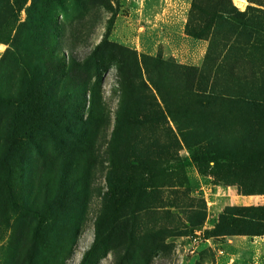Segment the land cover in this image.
Here are the masks:
<instances>
[{"label":"rangeland","instance_id":"rangeland-1","mask_svg":"<svg viewBox=\"0 0 264 264\" xmlns=\"http://www.w3.org/2000/svg\"><path fill=\"white\" fill-rule=\"evenodd\" d=\"M193 1L0 0V129L16 93L32 123L0 146V264H264L263 238L213 234L221 215L264 206V105L245 100L264 102V0H231L258 11L208 39L186 32L203 24ZM37 84L47 96L28 94ZM210 89L222 96L200 106ZM203 130L262 152L196 163Z\"/></svg>","mask_w":264,"mask_h":264},{"label":"trees","instance_id":"trees-1","mask_svg":"<svg viewBox=\"0 0 264 264\" xmlns=\"http://www.w3.org/2000/svg\"><path fill=\"white\" fill-rule=\"evenodd\" d=\"M211 0H194L192 4V12L199 15L200 21L203 23L202 25H193L191 21L186 25V32L189 36L195 38V39H208L210 35H216L219 33L220 26H222L226 20H228L229 17H231L234 20H237L238 22H245L248 18V12L250 10L252 11H258L257 8H253L251 6H248V8L245 11H239L235 6H233L231 0H216V7L217 10L210 9L209 3ZM214 6V5H211ZM259 11H261L259 9ZM210 55V47L206 53L205 60L209 58ZM186 69V68H185ZM56 73L59 72V67L56 68ZM120 72H122V69L120 68ZM199 82L203 80V74L202 72L199 73ZM129 77V75H128ZM124 83L127 82V78H123ZM215 86V85H214ZM28 88L30 92L28 94L31 95V91L33 93H36L38 96L39 94H45L48 95L49 92V86H46L42 84L41 86L37 85H28ZM203 92V91H201ZM0 92V101L4 100L3 95ZM205 93H208L209 95H199L197 96L198 104L200 106H210L212 103H215L219 99L222 94L215 93L212 89L205 91ZM125 97V94L123 95ZM243 97L236 98V102L242 101ZM22 98L19 94H15L14 97L10 95L9 103H13L15 105L12 113L9 116V120L13 123L7 124L8 130L0 129V146L3 144H7L11 142V149L14 145H20V142L22 140H25L28 138V129L32 127V123H30L29 120L25 119L23 124L19 120L18 115V103L21 102ZM251 101L253 103L251 105L254 114L257 110L260 108V104L264 105V102H258L254 99H245ZM123 99L122 103L120 105V110L118 112L117 116V123L115 126V129L112 134V144L110 147V156L112 157V165L114 169H117V161L119 155V143L121 138V128L123 124ZM46 102V101H45ZM92 103H95L92 101ZM25 104V103H24ZM28 108V106H27ZM254 117L256 115H253ZM22 127V128H21ZM203 135V140L208 141L209 143L207 146L203 145V149L201 151H194L192 152V159L196 163H202L204 161L209 162H219V161H227L229 163H233L239 166H248V164L251 161L256 160V155H258L260 152H262V148L260 147V144L257 141H252L248 145L244 147H248V157H246L244 154L237 152L236 150H232L227 143H222L221 140L218 138H214L212 133L203 130L201 132ZM20 137H23V139L19 140ZM8 138H10L12 141H10ZM14 143V144H13ZM205 142H199L196 145H202ZM245 145V144H244ZM201 147V146H199ZM4 178L6 176L3 174ZM110 191L114 197H118V193L116 188H114L113 183H110ZM256 193V192H254ZM258 193H264L258 192ZM13 197L12 190L9 193V198ZM250 219H244L240 218L241 214L238 212V217L235 219H231L227 215H221L220 216V222L216 230H214L213 234L217 236H226L227 238L237 237V236H246V237H264V206H256L252 207L251 210ZM244 216V215H242ZM96 242L99 243V240L103 237L100 232L99 225L97 226V232H96Z\"/></svg>","mask_w":264,"mask_h":264},{"label":"crops","instance_id":"crops-1","mask_svg":"<svg viewBox=\"0 0 264 264\" xmlns=\"http://www.w3.org/2000/svg\"><path fill=\"white\" fill-rule=\"evenodd\" d=\"M244 237H245V236H244ZM244 237H243V236L232 237V238H228V241H229V243H232L233 241L236 242V239H243ZM255 238H256V237H255ZM261 238L264 239V237H259V239H261ZM237 247H238V246H237Z\"/></svg>","mask_w":264,"mask_h":264},{"label":"bare ground","instance_id":"bare-ground-1","mask_svg":"<svg viewBox=\"0 0 264 264\" xmlns=\"http://www.w3.org/2000/svg\"><path fill=\"white\" fill-rule=\"evenodd\" d=\"M243 2V1H242Z\"/></svg>","mask_w":264,"mask_h":264}]
</instances>
